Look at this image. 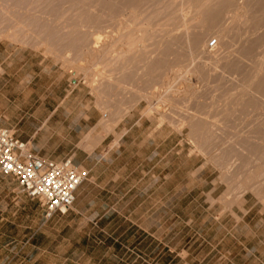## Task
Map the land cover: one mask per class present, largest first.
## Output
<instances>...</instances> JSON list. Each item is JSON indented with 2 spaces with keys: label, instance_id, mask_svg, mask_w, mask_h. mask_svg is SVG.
<instances>
[{
  "label": "rangeland",
  "instance_id": "1",
  "mask_svg": "<svg viewBox=\"0 0 264 264\" xmlns=\"http://www.w3.org/2000/svg\"><path fill=\"white\" fill-rule=\"evenodd\" d=\"M74 1L0 0V74L49 83L51 98L79 90L111 136L64 215L46 220L37 199L0 176V264H264V96L251 91L264 0H223L234 5L218 30L195 17L199 0H171L166 16L112 15L104 0L85 13ZM127 35L145 41L130 46ZM162 41L172 42L166 63L149 74Z\"/></svg>",
  "mask_w": 264,
  "mask_h": 264
},
{
  "label": "crops",
  "instance_id": "2",
  "mask_svg": "<svg viewBox=\"0 0 264 264\" xmlns=\"http://www.w3.org/2000/svg\"><path fill=\"white\" fill-rule=\"evenodd\" d=\"M7 61L1 58L0 66ZM50 87L49 83L37 86L29 76L0 74V128L11 130L42 160L70 159L74 165L91 170L87 159L111 136L106 131L109 124L79 90H65L64 96L56 99L44 94ZM35 90L42 91L41 97H34Z\"/></svg>",
  "mask_w": 264,
  "mask_h": 264
},
{
  "label": "built area",
  "instance_id": "3",
  "mask_svg": "<svg viewBox=\"0 0 264 264\" xmlns=\"http://www.w3.org/2000/svg\"><path fill=\"white\" fill-rule=\"evenodd\" d=\"M214 46L215 41L208 43ZM0 174L13 178L28 198L37 199L46 220L71 209L77 189L88 177L70 159L52 162L32 155L26 143L4 128H0Z\"/></svg>",
  "mask_w": 264,
  "mask_h": 264
},
{
  "label": "bare ground",
  "instance_id": "4",
  "mask_svg": "<svg viewBox=\"0 0 264 264\" xmlns=\"http://www.w3.org/2000/svg\"><path fill=\"white\" fill-rule=\"evenodd\" d=\"M9 1V0H8ZM76 1V0H75ZM74 1V2H75ZM100 1V0H99ZM99 1H96V2H99ZM170 1L171 0H155V1H151V0H104L103 1V3L101 2V4H103V8L101 9V7H100V9L101 10H103V9H105L106 11H107V13H110V14H112V15H114V14H121L122 12H124L125 10L126 11H128V12H130V13H133V12H137L139 9L141 10L140 11V13L142 12V10L145 8H147L146 9V11H149L150 13H152V14H154V15H156V14H159V13H164V15L166 16V14H167V12H168V10L170 9V11L168 12L169 14H170V12H172L173 10L171 9V7L170 6H172L173 4H170ZM174 1V0H173ZM173 1H172V3H173ZM177 1V0H176ZM184 1V0H183ZM188 1V0H187ZM195 1V0H194ZM21 2V1H20ZM81 2V3H80ZM79 2V4H81V9H83V8H85L84 10H81V11H85V13L87 12V13H89V11H90V13L92 12V9H90L89 10V3L91 2L90 0H81ZM100 2L98 3V4H100ZM150 2V3H149ZM211 2L212 1H207V0H205V1H203V0H199L198 1V4L197 3H195V7H194V11L193 12H195L196 14H195V17H196V15L198 16L197 18H199L200 19V22H201V19L202 20H204L205 22L204 23H206V24H209V27L210 28H212V29H216V28H214V27H217V28H219L220 26V24L222 23L221 21H220V19H224V20H222L223 22L227 19L226 17H225V14H226V12H228L229 10L228 9H231V7H233V1L231 2V1H223V0H220V1H218V2H216L215 4H211ZM264 2V1H263ZM76 3V2H75ZM152 3V4H151ZM259 3V2H258ZM148 4H151V5H148ZM183 4V3H182ZM252 4V3H251ZM92 5H93V3H92ZM163 5V6H162ZM255 5V4H254ZM262 5V4H261ZM75 6V5H74ZM78 6V5H77ZM93 6H95V5H93ZM149 6V7H148ZM162 6V7H161ZM182 6V5H181ZM184 6V5H183ZM263 6V5H262ZM74 8V7H73ZM173 8V7H172ZM180 8V7H179ZM185 8V7H184ZM190 8V7H189ZM79 9V8H78ZM178 9V8H177ZM242 9V8H241ZM94 10H96V8L94 9ZM98 10V9H97ZM96 10V11H97ZM228 10V11H227ZM246 10V9H245ZM80 11V12H81ZM95 11V12H96ZM174 11H175V9H174ZM180 11V10H179ZM2 12V11H1ZM99 12H100V10H99ZM148 12V13H149ZM165 12H166V14H165ZM177 12V11H176ZM182 12V11H181ZM180 12V13H181ZM184 12V11H183ZM100 13H102V11L100 12ZM106 13V14H107ZM134 13V14H135ZM174 13V12H173ZM230 13V12H229ZM97 14V13H96ZM56 15V14H55ZM163 15V14H162ZM168 15V14H167ZM176 15H178L177 13H176ZM194 15V14H193ZM227 15H228V13H227ZM107 16V15H106ZM178 16H181V15H178ZM194 17V16H193ZM182 18V17H181ZM226 18V19H225ZM80 19V18H79ZM175 19V18H174ZM173 18L171 19H166V22H165V20H164V22L167 24V23H172V22H174V21H177V19H175L174 20ZM184 19V18H183ZM198 19V20H199ZM229 19V18H228ZM180 20V19H179ZM190 20V19H189ZM196 18H193L190 22L192 23H194V21H195V24H196ZM259 20H261V19H259ZM150 21H152V20H150ZM150 21H147V24L148 25H150L149 23H150ZM184 21V20H183ZM262 21V20H261ZM261 21H258L259 23L258 24H260L261 23ZM149 22V23H148ZM188 22V21H187ZM198 22V21H197ZM219 22H220V24H219ZM152 23V22H151ZM199 23V22H198ZM161 24H163V23H161ZM186 24H188V23H186ZM185 24V25H186ZM195 24H193V25H195ZM202 24V23H201ZM56 25V24H55ZM80 25V24H79ZM144 25V24H143ZM145 25H146V22H145ZM171 25V24H170ZM192 25V24H191ZM191 25H186V31H188V28H190V26ZM192 25V26H193ZM14 26V25H13ZM164 26V25H163ZM167 26V25H166ZM191 26V27H192ZM198 26L200 27V23L198 24ZM219 26V27H218ZM260 26V25H259ZM36 27V26H35ZM59 27V26H58ZM202 27H204L203 25H202ZM143 28V27H142ZM141 28V29H142ZM161 28V27H160ZM191 29H193V28H191ZM14 30V29H13ZM144 30V29H143ZM142 30V31H143ZM147 29H145V31H146ZM216 30H218V29H216ZM151 31V30H150ZM150 31H146V33L148 34V35H145V37L142 35V37H144V39H153L154 37L156 38V36H154L155 35V33L154 32H150ZM161 31H163V30H161ZM160 30H159V32H161ZM192 31V30H191ZM171 31H169V33H170ZM194 32H195V30H194ZM162 33H164V32H162ZM162 33H160V34H162ZM166 33H167V29H166ZM249 33V32H248ZM184 34V33H183ZM187 34V33H186ZM186 34H184V35H186ZM192 34H193V31H192ZM246 34V33H245ZM255 34V33H254ZM177 35V34H176ZM161 36V35H160ZM162 36H164L165 37V35H162ZM167 36V40H166V42L168 41V40H171L172 38V36H171V34H170V36L168 37V35H166ZM189 36V35H188ZM48 37V36H47ZM73 37V36H72ZM134 38V37H132V36H130V35H127V36H125V38H126V41L128 42V44L130 45V46H134V45H137V43H139V41L140 40H144L143 38ZM163 37V38H164ZM175 37V36H174ZM249 37V36H248ZM158 38V37H157ZM162 38V37H161ZM170 38V39H169ZM204 38H205V33H203V32H200V34H198V35H192V36H190V38H189V45L188 46H190V48H188V49H190V50H192V51H190V50H188L189 51V54L192 56V52H193V54H194V51L199 47V45H201V43L204 41ZM260 38V37H259ZM155 40V39H154ZM154 40H153V42H154ZM172 40H174V39H172ZM145 41V40H144ZM149 41V40H148ZM175 41V40H174ZM256 41H257V39H256ZM163 42V41H162ZM166 42H163V45L162 46H159L160 48V55H161V57L156 61V62H153V63H151L150 65H149V67H148V70H149V74H151V69L153 70V68H154V70H155V65H156V67L157 66H162L163 64H165L166 62H165V58L168 56V53H169V46H170V44L172 43V42H170V43H166ZM255 42V41H254ZM263 42V41H262ZM114 43H115V41H114ZM166 43V44H165ZM257 43V42H256ZM113 44V43H112ZM157 44V46L159 45V44H162L161 43V41H160V43L158 44V42L156 43L155 42V45ZM253 44V43H252ZM82 45V44H81ZM254 45V44H253ZM153 46H154V43H153ZM201 47V46H200ZM157 48V47H156ZM145 49V48H144ZM158 49V48H157ZM250 51V50H249ZM253 51V50H252ZM144 52V55L143 56H146V53L147 52H145V51H143ZM154 52V51H153ZM242 52V51H241ZM248 52V51H247ZM260 52V51H259ZM188 53V52H187ZM240 53V52H239ZM254 53V52H253ZM261 53V52H260ZM121 54V53H120ZM243 54H245V53H242V55ZM248 54H249V52H248ZM258 55V54H257ZM257 55H255V56H257ZM260 56H261V54H259ZM86 57H87V61L89 60H91L90 58V55L87 53V55H85ZM243 56H245V55H243ZM137 57V56H136ZM259 57V56H258ZM119 58H121L120 56L117 58V60H119ZM245 58V57H244ZM96 59V58H95ZM122 59V58H121ZM192 60V59H191ZM93 61V60H92ZM121 60H119L118 62H120ZM101 62V61H100ZM116 64V63H115ZM130 64V63H129ZM228 64V63H227ZM257 64V63H256ZM263 65H264V52H263V55L261 56V58L258 60V68H257V66H256V69H257V71H256V75H255V73H254V77L258 80L257 81V83L253 86V88H251L252 90L251 91H253V92H255V93H257V94H259V95H261V96H264V73H263V70H261V68H264L263 67ZM231 66V65H230ZM229 66V67H230ZM231 68V67H230ZM147 70V71H148ZM153 70V71H154ZM188 71V70H187ZM196 72V71H195ZM198 72V71H197ZM98 73V72H97ZM96 75V74H95ZM95 75H94V77H95ZM93 76V75H92ZM251 82V81H250ZM249 82V86H252L251 85V83ZM253 82V81H252ZM121 84V83H120ZM118 86V85H117ZM245 86V85H244ZM248 87V86H247ZM211 88V87H210ZM219 88V87H218ZM205 89V88H204ZM207 90V89H206ZM180 91V90H179ZM185 92V91H184ZM246 92V91H245ZM253 92H251V93H253ZM254 94V93H253ZM165 96V95H164ZM163 96V97H164ZM202 96V95H201ZM247 96V95H246ZM245 96V97H246ZM250 97L251 96H249V99H250ZM256 97V96H255ZM231 98V97H230ZM242 98H244V96L242 97ZM256 99V98H255ZM233 101V100H232ZM242 102V101H241ZM246 102L248 103L247 104V106L249 105V107H250V105L252 104V102L251 101H247L246 100ZM256 103V102H255ZM243 106H245V105H243ZM242 108V107H241ZM244 110V109H243ZM246 110V109H245ZM215 116V115H214ZM165 117V116H164ZM206 125V124H205ZM204 125V126H205ZM215 126V125H214ZM210 127H212V126H210ZM192 128H194L195 129V133H198L197 131H199L200 130V132H201V128L202 127H200L199 125H193V127ZM214 130H215V128H213ZM204 130V129H203ZM211 129H209V131H210ZM260 131V130H259ZM199 132V133H200ZM212 132H214V131H212ZM194 133V134H195ZM212 134V133H211ZM203 135V134H202ZM208 135V134H207ZM199 137V136H198ZM253 152H256V149H254L253 150Z\"/></svg>",
  "mask_w": 264,
  "mask_h": 264
}]
</instances>
